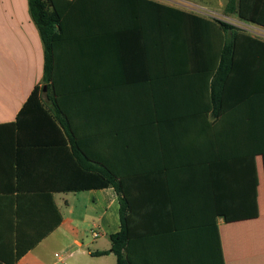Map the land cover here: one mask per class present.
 Returning <instances> with one entry per match:
<instances>
[{"label": "crops", "instance_id": "crops-1", "mask_svg": "<svg viewBox=\"0 0 264 264\" xmlns=\"http://www.w3.org/2000/svg\"><path fill=\"white\" fill-rule=\"evenodd\" d=\"M148 1L177 11H129L58 44L55 87L41 96L50 109L56 100L63 138H0V264H117L93 254L111 250L121 198L133 264H264V47L242 45L216 108L220 43L193 18L263 44L264 28L228 15V0ZM43 77L28 0H0V126L17 121ZM74 142L97 174L113 171L121 197L71 190L88 176L74 167Z\"/></svg>", "mask_w": 264, "mask_h": 264}, {"label": "trees", "instance_id": "trees-1", "mask_svg": "<svg viewBox=\"0 0 264 264\" xmlns=\"http://www.w3.org/2000/svg\"><path fill=\"white\" fill-rule=\"evenodd\" d=\"M29 13L33 23L38 28L40 38L44 46V77L41 87H36L28 101L20 111L17 121L12 124L0 126V138L14 140L28 138L30 140L50 141L63 138V121L59 118V107L53 99V108L50 109L44 102L41 94L46 87L49 91L50 84L55 87V73L57 68V46L66 41L67 37L74 36V29L82 27H112L118 17H126L129 11L137 14L142 11L157 13L160 11H177L148 0H28ZM228 15H236L241 21L264 28V0H228L225 8ZM121 14V16H120ZM134 20H140V16H131ZM160 17V16H158ZM202 26L215 27L214 30H201V38L215 37L219 40L218 52L214 54L215 61L219 65L213 76L211 84L213 102L216 108L220 106L222 93L228 76L235 69V60L240 56L242 45L254 43L264 44L247 35L236 26L221 21H206L193 18ZM126 20V19H125ZM80 33V32H78ZM87 36H96L95 34ZM201 57H207L212 51L210 44L202 45ZM216 52V51H215ZM214 72V69L213 71ZM48 96V94H47ZM46 96V97H47ZM219 118L220 111L214 113ZM20 145V144H18ZM21 146V145H20ZM74 167L79 173L87 171L86 180L82 176L75 180L71 190H90L96 188H115L118 195L122 196L121 182L115 177L113 171L107 166L98 170L86 163L87 157L77 142L73 143ZM88 160V159H87ZM82 175V174H81ZM126 204L121 198V229L111 237L112 246L108 252H96L94 256H104L113 253L117 257V264H133L129 256V244L131 241V229L126 220ZM222 257L220 244L218 245Z\"/></svg>", "mask_w": 264, "mask_h": 264}, {"label": "built area", "instance_id": "built-area-1", "mask_svg": "<svg viewBox=\"0 0 264 264\" xmlns=\"http://www.w3.org/2000/svg\"><path fill=\"white\" fill-rule=\"evenodd\" d=\"M66 1H73V0H66Z\"/></svg>", "mask_w": 264, "mask_h": 264}, {"label": "water", "instance_id": "water-1", "mask_svg": "<svg viewBox=\"0 0 264 264\" xmlns=\"http://www.w3.org/2000/svg\"><path fill=\"white\" fill-rule=\"evenodd\" d=\"M44 90H46V87L44 88Z\"/></svg>", "mask_w": 264, "mask_h": 264}]
</instances>
